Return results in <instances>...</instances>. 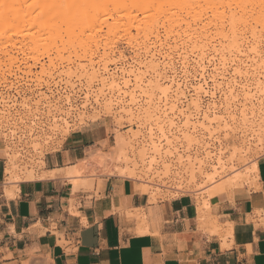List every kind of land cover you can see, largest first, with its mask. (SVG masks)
Masks as SVG:
<instances>
[{
  "label": "rangeland",
  "instance_id": "1",
  "mask_svg": "<svg viewBox=\"0 0 264 264\" xmlns=\"http://www.w3.org/2000/svg\"><path fill=\"white\" fill-rule=\"evenodd\" d=\"M225 1L226 0H223L224 8L219 7L218 12H220L221 9H226L225 16L227 15V17H229L228 10L230 9L227 3L225 4ZM235 1L237 2L233 1L234 3L231 5V11L233 12H239V9L242 8L238 2L242 3L244 1V3H242L243 8L245 4V8L248 11L251 9L253 3L256 5L259 2L264 3V0H255L256 2L253 0V3L250 0V2L247 0ZM18 3L20 2L18 1ZM235 3L238 6H234ZM208 5L209 4L205 7V3H201V12L204 14V23L208 22V19H210V21L212 20L209 26H211L212 29L211 27L210 29L215 32L217 21L213 18L211 12L214 11L213 9L215 8L210 7L212 4ZM221 6H223L222 3ZM253 7H255V5ZM256 7H258V5ZM204 9L207 11L206 14L204 13ZM30 14V18L34 15L33 17H35L36 21L40 19L38 11H34ZM137 15L139 19L142 17L141 14ZM252 17L253 19L255 17V20L254 24L251 23V26H256L257 24L258 30H261V27L264 28V25H260L264 23V10L261 13H254ZM256 18L260 23L257 22ZM228 19L226 20L228 21ZM110 20L111 19H108V24L112 23ZM227 23L225 24L227 25ZM8 24L12 23L8 19H4L2 27ZM99 24V21L96 20L93 23L94 30L85 31L86 33L82 38L85 40L90 37L98 41L97 48L93 47L95 68H101L102 64L107 63L106 70L110 73L112 72L118 78L122 77V75L130 69L140 68V72L144 73V75L146 74L144 80L148 81L146 79H150L153 73L149 69V71H146V68L144 70L143 67L150 65L149 61L151 54L147 52L144 53L143 43L146 42V44H151L150 46H152L154 35L147 37L144 31L141 32L140 30L138 32V30L135 29L138 24H135L136 26L131 28L129 33H125L122 29H115L110 33L106 25L99 26ZM20 32L23 37L14 36V31H12L10 42H7L5 38L0 39V140L4 149L6 172L8 174L6 176L7 186L11 185L8 184V181L19 182L26 180V175L28 173H34L37 176L36 173L43 167V157L46 153L59 150L69 137L78 135L90 128L103 129L106 137L104 141L97 143L94 151L87 154L85 159L88 158V163L83 167L82 171L78 174H74L75 180L70 183L75 185L79 184L80 179L89 180L93 185L94 180L100 183L102 178L119 175L139 183L142 192L147 193L153 201L158 199H173L181 195H191L196 199L198 204L197 213L199 222H203L206 214L208 215L209 201L212 197L220 193H230L233 189L242 187L245 184L249 187L255 185L257 173L253 172L251 168L256 165L257 161L262 156H264V137L263 135H259L262 137L261 139L260 137H256L254 133L255 129L258 128L257 125L261 123L260 117L264 112V104L259 106L261 104H259V102H264V96H260V93L255 95L257 99L255 97L253 99V103L255 102L254 107L259 109L255 111L254 116L251 117L250 115L248 117L250 119L253 118L251 120L253 127H251V129L249 128L247 132L244 131L246 133L242 132L243 129L238 122L239 124H235L236 127L232 132H227L226 129L221 127L214 131L212 133L213 135L200 131L199 133H188L184 137L185 134H180L177 129H175L180 125L182 126L184 122L183 117L178 114L172 117L171 114H169V118L175 117L173 119V121L175 120L174 123L177 124L174 127L175 130H171L168 134V138H164L156 131L153 136L155 147H152L146 143L149 130L156 127V122L154 121L159 117L160 111L157 114L155 112L159 107L163 109L162 106L164 105L162 100H160L161 103L158 104L159 95L155 94L157 91H155V93L153 89L151 90L152 92L149 91L153 93L151 95L154 96L151 106L147 105L151 102L150 100L148 102V97L144 96V94L141 96L137 93L138 95L136 94L135 103H137V101L138 103L135 106L133 105L131 110L134 111H131V115H129L127 112L129 108L124 107V109H126L124 110L122 108V110L118 105V94L110 93L106 86H103L104 88L102 85L100 86L101 76L95 77L96 79L93 78L90 70L86 72L79 69L74 73L76 67L88 64V57H85L82 52H78L79 57H74V52L70 53L72 49L67 46L66 50L63 52V57H58L56 45L59 46L60 43L57 38L48 35L41 36L37 34L33 27L20 28ZM157 33L162 43L168 41L170 45H173L175 40L178 43L181 42L173 32H166L162 26H159ZM144 35L146 37H144ZM218 37L219 38L215 37L216 40L214 39V44L216 45L222 40L220 36ZM244 37L246 38L242 40L243 50L246 52H242L241 60L246 62L248 59V61L245 63V66H242L245 69L247 68L248 71L250 70V78L253 75H258V77L263 80L264 63L262 62L264 60V37L260 38L261 41L260 39L256 40L258 41L257 49L261 47L258 52L260 51V57L263 58H261L262 61L257 59V63L254 65L256 67H253L256 68V71H259L258 73L256 71H251L252 69L250 66V60L254 57V54L252 55V51H250V45L255 42V39H250L251 35H249V33H244L243 39ZM32 38L34 41L31 40ZM246 39L248 41H246ZM88 44H90V42H88ZM20 47L22 48L21 50L19 49ZM103 49H106L110 57L107 61L98 63L104 51ZM23 50L25 51L24 53H22ZM6 51L13 57H16V62L14 64L11 65L6 56H2ZM69 54H72L70 59L68 58ZM189 55L190 60H193L195 53L190 51ZM173 57L176 63L174 75L179 79L183 71L178 63V52H174ZM142 61L146 64H144V62L142 63ZM261 63L263 65H261ZM137 65H140V67ZM141 66L143 67L141 68ZM229 66L227 67L229 68ZM232 67L231 65L226 74V79H231ZM101 71L102 69H100V72ZM190 71L192 70L190 69ZM88 73H90V76ZM170 75L174 77L173 74H169V76ZM130 80H132V78H130ZM237 81H241L240 83L243 84L246 83L245 79L242 77L237 78ZM251 81L252 80L248 78V83H252ZM208 86L209 88L212 86L210 81H208ZM109 93L111 95L113 94V97L115 95L117 96L114 98L112 96L110 97ZM237 98L235 107L233 108L235 110H233L232 114L234 113L233 115L240 121V111L242 110L243 100L241 96ZM210 100L211 99L207 96L202 99L201 105L203 109L212 103ZM221 100L222 94L218 91L213 101H215L218 106ZM110 101H112V103ZM124 101L128 103L127 98ZM146 101L148 103H146ZM156 106L158 109H156ZM137 110L140 111L138 112L139 116L136 114ZM223 110L224 109L221 108V111ZM230 111H232V109ZM192 115H195L194 111H192ZM160 120L162 121L163 118L160 117ZM164 120L166 123L165 125H167L166 121L168 119ZM155 130L156 128L153 129V131ZM198 136L200 139H203L205 144H208V152L212 153L213 156H222L223 162L227 161L226 164L223 163V172L220 169V173L218 171L216 173L217 175H213L210 180L202 179L198 176V173L191 177L190 172H187L186 168H183L185 162H178L179 157H194L195 154L200 153L201 149L199 147L201 144H196V140L199 139ZM167 141L171 142V144L168 145ZM242 142L245 146L241 144ZM241 146H244V148ZM246 148L248 149L247 151L245 150ZM238 150L244 151L240 152ZM245 151L246 153L243 154ZM237 152H240V154L238 155ZM163 162L165 166L162 165ZM108 170L111 172H108ZM241 179H243V181H241Z\"/></svg>",
  "mask_w": 264,
  "mask_h": 264
},
{
  "label": "crops",
  "instance_id": "2",
  "mask_svg": "<svg viewBox=\"0 0 264 264\" xmlns=\"http://www.w3.org/2000/svg\"><path fill=\"white\" fill-rule=\"evenodd\" d=\"M105 137H69L9 186L0 140V264H264V156L255 185L212 197L199 222L191 195L153 201L119 175L70 183Z\"/></svg>",
  "mask_w": 264,
  "mask_h": 264
},
{
  "label": "bare ground",
  "instance_id": "3",
  "mask_svg": "<svg viewBox=\"0 0 264 264\" xmlns=\"http://www.w3.org/2000/svg\"><path fill=\"white\" fill-rule=\"evenodd\" d=\"M18 1L20 3H18ZM233 1L237 2L235 0L225 1V4L227 3V6L230 9L228 10L230 16L227 17V15L225 16L226 9H221L222 12H218L219 7L224 8L223 0H0V39L5 38L7 39V42H10L12 31H14V36L23 37L20 32V28L33 27L37 34L41 36L48 35L58 39L60 43L59 46L56 45V53L58 57H63V52L66 50L67 46L72 49V52L70 53L74 52V57H79L78 52H82L85 57H88V64L76 67L74 69V73H76L79 69L86 72L90 70L93 78L101 76V79L99 78L102 82H100V86H106L110 93H117L118 96L115 95L119 98V104H117L121 109H124V107L129 108V110H127L129 115H131V111H134L131 110L133 105L135 106L138 103V101L135 103L137 93L141 96L144 94V96L148 97V102L149 100L151 102L147 105L151 106L154 96L151 95L153 93L150 92H152V89L154 93L157 91L155 94L159 95L158 104L161 103L160 100H162L164 105L162 106L163 109L160 107L158 109L156 106V109L158 110L156 112L154 111L156 114L160 111V115L158 118L156 117L157 120L154 121L156 122V130L153 131L155 128L149 130L148 139L146 141V143L152 147H155L153 136L156 131H158L164 138H168V134L172 129H177L180 134H185L184 137L188 133L193 134L199 133L200 131L207 132L211 135L214 131L220 129L221 127L226 129L227 132H232V130L236 127L235 124L240 123V126L243 129V131H241L247 132L249 128L251 129V127H253V123L251 121L253 118L250 119L248 117L250 115L251 117L254 116L255 111L259 109L254 107L255 102L253 103V99L257 93H260V96H264V77L263 80H261L258 75H253L250 78V70L248 71L247 68L245 69L242 66H245V63L248 61V59L246 62L241 60V54L245 51L243 50L242 40H245L246 38L244 37L243 39L244 33H249V35H251L250 39H255V42H250L251 50H249L252 51V55L254 54V57L252 56L253 58L250 60L251 64L250 62L249 64L252 69L251 71H256V68H253L256 67L254 66L257 63L256 60L260 59L262 61L263 59L260 57V51L258 52L261 45L259 46L260 48L257 49L258 41L256 40L264 37V28L261 27L262 29L258 30L257 24L255 23L256 26H251V23L254 24L255 17L254 19L252 17L254 13H261L264 10V3L259 2L257 3L258 7H256L257 5L252 2L253 0H250L253 5L248 11L245 8V4V7L243 8L242 3H244V1L242 3L238 2L242 8L239 7V12H233L231 11V5L234 3ZM247 1L250 2L249 0ZM203 2L205 3V7H207V4H212L210 7L215 8L213 9L214 11H211L213 18L217 21L215 32H213V30H211L212 27L209 26L212 20L210 21V19H208L209 21L204 23V14H202V8L200 6ZM254 2L256 1L254 0ZM221 3L223 6H221ZM254 5L255 7H253ZM234 6L238 5L235 3ZM34 11H38L39 13L40 19H38V21H36L35 17H33L34 15L30 18V13ZM206 12L207 11L204 9L205 14ZM137 14H141L142 17L139 19ZM4 19H8L12 24L2 27ZM108 19H111V24H108ZM226 19H228V21ZM96 20L99 21V26L106 25L108 32L110 33L115 29H122L125 33H129L131 28L135 27V24H138L135 27L138 32L140 30L141 32L144 31L147 37L154 35V42L152 46H150L151 44H146V42L143 43L144 47L142 46L145 50L144 53L147 52L148 54H151L150 61L148 60L150 65H146L147 67L141 66L144 70L146 68V71L149 69L153 73V75L150 76V79H146L148 81L144 80V76H146V74L144 75V73H141L140 68L130 69L120 78L116 77L112 72L110 73L106 70L107 63L102 64L101 68H95L93 47L97 48L98 41L90 37L85 40L82 38L86 33L85 31L94 30L93 23ZM256 20L259 22L257 18ZM225 23H227V25ZM260 25L262 26L264 23ZM159 26H162L168 33L173 32L181 42L178 43L175 40L173 45H170L168 41H166V43L160 42L159 35L157 33ZM146 36L144 35V37ZM218 36H220L222 40L216 45L214 44V39L215 37L219 38ZM247 39L246 41H248ZM31 40L34 41L33 38ZM88 42H90V44H88ZM19 49L21 50L22 48L20 47ZM103 50L104 51L99 58L100 61L98 60V63H103L110 57L109 53L106 52V49ZM190 51L195 53L193 60H190ZM24 52L25 51L23 50L22 53ZM174 52H178V63L183 71L182 76L179 79H177L174 75L176 66V63L173 60ZM71 55L72 54L68 55L69 59ZM2 56H6L11 65L16 62V57H13L7 51L4 52ZM143 62L144 61H142V63ZM262 63H264V60ZM262 63L261 65H263ZM144 64L146 63L144 62ZM231 65L233 67L231 69V79L229 80L228 78L226 79V74ZM227 66H229V68ZM138 67H140V65ZM100 69H102L101 72ZM190 69L192 71H190ZM256 72L258 73L259 71ZM88 74L90 76V73ZM169 74H173L174 77L171 75L169 76ZM241 77L245 79V84L240 83L241 81H237V78ZM130 78H132V80H130ZM248 78L252 80V83H248ZM208 81L212 83L211 88L208 86ZM218 91L222 94V100L217 106L213 100L215 99V95ZM112 95L110 94V97ZM206 96L211 99L210 101L212 103L210 105L206 104L207 107L203 109L201 102ZM238 96H241L243 100L242 110L240 111V121H238L233 115L234 113L232 114L233 110H235L233 108L235 107V101L238 99ZM126 98L128 99V103L124 101ZM110 102L112 103V101ZM148 102L146 101V103ZM259 104V106H261L264 102L261 101ZM221 108L224 110L221 111ZM231 109L232 111H230ZM192 111H194L195 115H192ZM136 112V114H138L140 111L137 110ZM169 114H171L172 117L175 114L181 115L184 121L182 126L180 125L174 129L177 125L174 123L175 120L173 121L175 117L169 118ZM160 117L163 118L162 121L160 120ZM263 117L264 112L260 117L261 123H257L258 128L255 129V131L253 130L256 137H260L259 135H263L264 137ZM164 119H168L166 121L167 125H165L166 123L164 122ZM260 138L262 139V137ZM243 142L241 144H244ZM199 143L201 144L199 147L201 149L199 154H195L194 157H179L178 162H185V166L183 164V168H186L187 172H190L191 177L198 173V176L202 179L210 180L218 171L219 173L221 170L223 172V163L226 164L227 161L223 162L222 156H213L212 153L208 152V144H205L203 139H200V137L196 140V144L198 145ZM167 144L170 145L171 142L167 141ZM244 146L241 147L244 148ZM245 150L247 151L248 149L246 148ZM246 151L243 154H245ZM240 152H237V154L239 155ZM87 163L88 158L81 161L77 166H74L72 168V173H80ZM162 165L165 166V163L163 162ZM251 169L253 172H257L256 165H254ZM108 172L111 171L108 170ZM241 181H243V179H241Z\"/></svg>",
  "mask_w": 264,
  "mask_h": 264
}]
</instances>
